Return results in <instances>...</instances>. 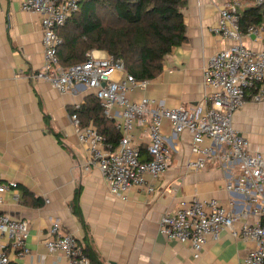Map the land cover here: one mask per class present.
I'll return each instance as SVG.
<instances>
[{
	"label": "crops",
	"instance_id": "obj_1",
	"mask_svg": "<svg viewBox=\"0 0 264 264\" xmlns=\"http://www.w3.org/2000/svg\"><path fill=\"white\" fill-rule=\"evenodd\" d=\"M225 1L217 0V5ZM183 17L186 42L159 64L161 72L148 81L146 90L135 88L129 100L146 97L167 108L190 109L202 105L211 93L203 84L202 71L227 46L211 33L218 18L216 5L187 0ZM245 46L262 49L259 41H246ZM89 55L101 58L106 53L91 51ZM42 65L40 18L21 11L17 0H0V176L6 184L16 185L5 195L0 215L29 224L30 255L19 258L8 247L11 264H67L59 253L45 247L54 221L78 243L86 235L102 264H243L253 245L228 233L218 240L208 239L201 257L194 260L188 245L169 241L158 231L163 215L173 213L180 201L193 198L218 200L230 207L239 223H257L249 200L225 190L236 184L235 164L216 162L198 172L186 171V164L196 159L190 151L191 138L186 132L173 136L164 120L161 132L170 151L167 171L154 181L146 177L151 194L132 188L125 201L114 199L98 168L83 172L87 153L71 124L75 107L84 104L90 93L76 87L61 95L47 83L27 79ZM149 123H136L133 142L138 150L147 146ZM232 124L249 141L251 151L264 153V104H247ZM75 194L81 219L72 211Z\"/></svg>",
	"mask_w": 264,
	"mask_h": 264
},
{
	"label": "built area",
	"instance_id": "obj_2",
	"mask_svg": "<svg viewBox=\"0 0 264 264\" xmlns=\"http://www.w3.org/2000/svg\"><path fill=\"white\" fill-rule=\"evenodd\" d=\"M17 1L21 11L40 18L42 29L43 65L27 79L47 83L61 95L73 92L76 87L94 94L104 116L115 122L120 134L114 150L94 127L81 128L77 115H71L77 141L87 153L81 167L83 172L98 168L109 195L116 200L125 201L132 188L151 194V181L146 177L154 181L168 169L170 151L161 132L162 122L166 120L173 136L186 132L191 138L190 151L196 159L186 164V171L198 172L216 162L221 166H237L236 184L227 185L225 190L245 196L259 220L255 224L239 223L230 207L222 202L193 198L190 202L180 201L173 213L161 217L159 233L169 241L188 245L194 260L201 257L208 239L218 240L228 233L253 245L243 264H264V153L251 151L249 141L232 124L235 114L247 104H264L263 32L258 28H250L246 33L241 31L240 3L233 0L217 5V0H209L216 5L218 15L211 33L227 46L212 56L202 71L203 84L211 93L202 105L185 109L167 108L146 97L136 102L129 100V93L135 88L146 90L148 81L135 80L125 72L120 61L107 54L101 58L88 54L83 63L66 68L59 64L57 49L62 39L57 29L79 11L83 0ZM260 1L257 2L260 4ZM246 41H259L262 49L255 51L246 47ZM138 120L150 122L146 133L147 159L141 158L133 142ZM14 189L15 184H6L0 176V206L5 195ZM28 235L26 221L0 215V264H11L8 247L17 251L19 258L30 255L26 245ZM45 247L50 253H59L67 264H89L82 245L72 234L64 232L57 221L49 227Z\"/></svg>",
	"mask_w": 264,
	"mask_h": 264
},
{
	"label": "trees",
	"instance_id": "obj_3",
	"mask_svg": "<svg viewBox=\"0 0 264 264\" xmlns=\"http://www.w3.org/2000/svg\"><path fill=\"white\" fill-rule=\"evenodd\" d=\"M186 4L187 0H83L79 11L57 29L62 39L57 49L59 64L64 68L81 64L89 52L102 51L120 61L135 80L151 81L161 72L159 64L172 49L186 42ZM238 17L242 32L262 30L264 44V0L259 5L240 6ZM74 114L81 128L92 124L112 149L117 148L120 134L116 124L104 116L94 94L90 93ZM139 152L147 159L146 147ZM72 207L81 219L76 194ZM80 244L89 264H102L86 235Z\"/></svg>",
	"mask_w": 264,
	"mask_h": 264
},
{
	"label": "rangeland",
	"instance_id": "obj_4",
	"mask_svg": "<svg viewBox=\"0 0 264 264\" xmlns=\"http://www.w3.org/2000/svg\"><path fill=\"white\" fill-rule=\"evenodd\" d=\"M236 1L240 2L241 8H246L252 5H259V3L257 2L258 0H236Z\"/></svg>",
	"mask_w": 264,
	"mask_h": 264
}]
</instances>
